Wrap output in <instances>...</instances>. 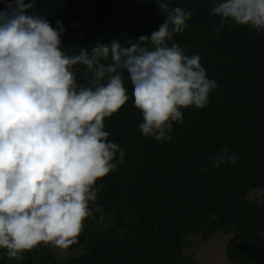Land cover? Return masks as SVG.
<instances>
[{
    "label": "trees",
    "instance_id": "obj_1",
    "mask_svg": "<svg viewBox=\"0 0 264 264\" xmlns=\"http://www.w3.org/2000/svg\"><path fill=\"white\" fill-rule=\"evenodd\" d=\"M8 2L0 0V11ZM169 4L192 11L185 31L168 43L200 56L208 78L218 84L209 103L184 110L171 140L157 142L139 131L142 116L125 73L130 99L104 121L108 140L123 150V163L117 154L115 170L97 180L91 206L101 211L84 221L88 230L115 209V225L102 235H79L75 244L85 252L79 258L60 259L49 254L50 247L38 246L21 262L3 257L0 264H182L183 239L196 232L232 236L225 253L231 264H264V201L248 199L251 191L264 189V32L220 28L219 18L210 15V0ZM31 11L53 28L62 24L61 47L68 55L90 49L98 39L127 44L150 36L165 19L154 0H36ZM77 67V83L86 85L84 68ZM222 149L237 160L214 168L210 158Z\"/></svg>",
    "mask_w": 264,
    "mask_h": 264
},
{
    "label": "clouds",
    "instance_id": "obj_2",
    "mask_svg": "<svg viewBox=\"0 0 264 264\" xmlns=\"http://www.w3.org/2000/svg\"><path fill=\"white\" fill-rule=\"evenodd\" d=\"M154 2L165 19L150 36L127 44L98 39L72 55L61 47L62 24L53 28L31 11L36 0H11L0 11V250L7 259L22 261L38 246L67 249L84 221L101 211L91 206L96 182L115 170L117 154L123 163L104 121L130 99L125 73L142 116L139 131L157 142L171 140L184 110L209 103L218 84L200 56L168 43L185 31L192 11ZM210 5L220 28L264 32V0ZM77 66L84 68L86 85L77 83ZM236 160L222 149L210 163L216 168Z\"/></svg>",
    "mask_w": 264,
    "mask_h": 264
},
{
    "label": "rangeland",
    "instance_id": "obj_3",
    "mask_svg": "<svg viewBox=\"0 0 264 264\" xmlns=\"http://www.w3.org/2000/svg\"><path fill=\"white\" fill-rule=\"evenodd\" d=\"M248 199L253 202L264 201V189L251 191ZM117 213L118 211L114 209L110 215L97 219L88 230H86V225H84L80 237L83 234L87 236V233H89V235L91 233L94 235L104 234L107 228L115 225V219L118 216ZM125 214L126 220L135 225V220L132 215L127 213ZM124 233V231H120L121 238L124 237ZM231 237L232 236L222 232H216L213 233V235L196 232L185 236L183 240L186 243V248L183 250L182 264H231L225 257L227 242ZM130 240L132 239L130 238ZM48 252L50 255H55L58 258H63L65 260H68L71 256L79 258L85 253L84 250L76 246L75 243L67 249H56L50 247ZM3 257L7 259L4 252L0 253V260Z\"/></svg>",
    "mask_w": 264,
    "mask_h": 264
}]
</instances>
